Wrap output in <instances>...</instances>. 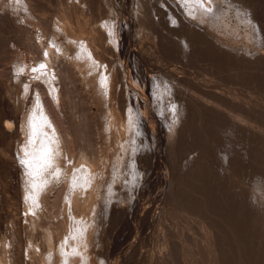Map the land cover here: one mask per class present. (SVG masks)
<instances>
[{
    "label": "rangeland",
    "instance_id": "1",
    "mask_svg": "<svg viewBox=\"0 0 264 264\" xmlns=\"http://www.w3.org/2000/svg\"><path fill=\"white\" fill-rule=\"evenodd\" d=\"M23 1L27 2L26 0H17V2L16 0H0V116L8 114L12 102H17V125L21 137V139L19 138V140H17L18 144L16 141L14 144H11L0 137V246H2L1 251L5 259L3 264H47L45 262L49 260L48 263H50L54 256L52 255L50 258L48 254L50 252H56V258L54 257L55 261L62 264L66 256V254L64 255V253L62 254V252H59V242L52 247L50 243L45 241L48 238V229L43 219L37 220V223L32 222L34 225L29 223V227H26V230L20 228L21 226L19 225L25 224L26 222V214L28 212L26 196L28 192L26 191L27 187H22V185L24 186L22 180L9 166V161L13 162L14 160V162H22V160H27V155L34 149V144L28 138V130L21 125L23 120H25L24 118H27L29 115L28 109L30 111L31 108L34 107L40 108L36 93L33 89H30L31 91L29 90V80L27 81V79L32 76L31 67L35 66L33 62H35V59L38 57L34 55L36 52L28 50V48H32V46L40 49L43 48L42 50L47 48L57 50L60 58L62 56L66 64L69 65V69H72L74 74L71 73L70 75V73L67 72L64 78H68H65V82H67L66 86L68 87L67 90L69 91L71 105L73 104L72 110L75 113L74 116L81 121L78 134L80 132L82 133L80 137H84L82 140L84 144L87 145L86 149L88 150L94 147V139H98L100 150L104 153L100 152V154H103L101 157L102 160L100 161L101 166L96 165L95 162L90 164V166L95 169L96 179L102 184L100 188V196L102 199H99V205H101V208H99L101 228L97 237H99V242L103 246L101 245V247H99L98 244L90 247L91 253L86 256L87 260L90 257L89 264H99L97 261L98 256L94 253L99 250L100 252L101 250L103 251L101 257H104V264H264V212L259 209L260 201L261 203L264 202V200L262 201V199H264V0H219V3H217L218 0H216L215 7L208 13L198 11L195 7L192 8L194 0H185V4H182L180 0H177L178 2L176 0H170L172 3H170L171 8H169L170 11L172 10L171 13L174 14V16L170 14L172 17H170V19L172 20H169L167 23L166 32L164 31L165 35H162L161 31L155 28L156 26L152 23L153 17L150 11L137 14V0H117V3L116 0H114V2L113 0H108V2H106L107 0H102L104 3L101 2V0H86L84 2L83 0H30L33 5H31V10H28V12L24 5L27 3ZM195 1L197 2L199 0ZM207 1L210 3L215 2V0ZM112 3L117 4L116 7L118 8H115V10L118 12V19H116V16L111 12L112 9H114ZM122 3L124 5H122ZM11 5H15V7ZM100 5L102 7H99ZM103 6H106V9L108 7V9L106 10ZM14 12H19L18 14L16 13L18 18L16 14H13ZM60 12H64L63 14L67 17L69 16L76 31L79 30L81 26L89 30L91 35L95 37L96 45L98 47L101 46L100 48L102 50L104 48L106 50L111 49L110 54L113 55L109 54L110 58L116 57L114 55L112 43L107 40L108 37L112 35L113 26L129 25L132 35L135 37L134 40H136L134 43L136 47L139 46L141 48L142 57L145 59L142 66H139L140 71L143 73L144 77L145 75L152 74L158 79L162 78V82L159 79V85L160 83L161 85L160 87L158 85V91L161 89L159 92L164 94H160L159 99L161 97L163 99L165 98L166 107L165 112L162 114L164 116L161 115L159 117L157 115L159 118L156 117L153 121L154 123H152L156 124L154 125L156 128L150 127L149 125L145 128V131L149 130L145 132V135L147 137L149 136V138L152 136L151 138L157 141L158 145L160 144L158 150L159 152L161 151L162 162L165 161L161 171L151 163L153 162L151 159H156L155 156H157V153H154V151L152 155L153 158H146L145 155L147 154L145 153L147 151L140 150L138 145L136 147L138 150L136 149L135 151L137 155L135 156V154H133L132 156L134 157L126 158L122 170L115 172L116 174L114 173V169L112 168L116 166L115 160H117L116 157L119 156L117 154L121 152V156L122 151L113 141L117 135L116 128L120 118L127 109L121 107L122 89L118 95V98H120V108L112 114L109 104L112 103V101L116 102L114 97L117 96L113 92L108 95V93L95 82L96 76L93 73L96 69L95 63L90 64L84 60V58L80 57L79 53V55H77L73 47H68L70 44L69 41L68 43L67 41L64 43L66 34L61 28L63 24L61 23L62 16ZM20 13L23 15L25 13L23 18L27 20L26 25L24 21L21 20L20 17H22V14L19 15ZM139 15L141 16L139 17ZM115 22L118 23L116 24ZM143 23H146V26L143 25ZM117 30L119 31L118 27L116 33ZM86 36L87 33L77 39L79 41L76 40L77 44H81V40L83 39L87 40L89 36ZM165 36H167L168 39V47L162 49L160 46H162L161 43L164 40L163 38H166ZM154 37L157 38V40H154ZM47 41L50 42L48 43ZM155 41H158V44ZM152 47H154V49ZM58 48L60 49L58 50ZM127 48L122 47L121 44L118 47L119 52H124ZM159 48L160 50H158ZM69 49L71 51H69ZM70 52L72 54H70ZM165 52L167 54H165ZM24 61H26L27 65ZM15 65H17V67ZM28 65L31 67L27 68ZM71 66L73 68H71ZM26 68L30 70L28 71ZM18 77L21 78H19L20 81ZM46 83V86H48L50 81ZM194 83H196V85H194ZM163 84L166 86L164 87ZM24 85H27V90L29 91H24ZM48 87V90L45 91V93H48L46 96L53 100V102H56L52 83H50ZM80 87L84 90H81ZM120 88H122V86H120ZM167 90L170 91L168 92ZM187 90L189 92H187ZM195 93H198L197 95L199 96L196 97L197 95H193ZM87 94L89 96H87ZM208 95L213 97L212 99H214L215 102L216 100L220 102H217L219 103L218 109H221V112L223 109L222 114L224 116V112H226V116L227 114L229 116L230 113L236 112L238 115L232 113L231 117L230 114L232 119L235 117L234 115L240 117V115L244 113L241 116L244 117L246 115L244 119H247L248 122H243L241 124L245 123L244 125L247 128H252L253 130H251V132L237 131L227 126L223 120L219 121V119L215 120L220 122V124L218 122L214 123L215 120L213 121V118L208 117V114L205 113L208 118L206 119V116L202 114L199 109L194 107L193 101L195 100L194 98H198L197 100H199L200 97L203 98L204 96L208 99H206L207 101L212 100ZM216 97L218 99L220 97V99L218 100ZM170 98L171 100H169ZM25 100H27L26 103ZM91 100L93 102H91ZM200 100L202 101L201 98ZM200 100L198 102H201ZM203 100L206 102L204 98ZM29 101L30 103H28ZM161 101L162 100L159 102ZM221 101L225 103L228 101L229 103L223 104ZM184 103L188 106L182 105ZM190 104H193V106ZM133 105L135 104L133 103ZM86 106L87 108H85ZM181 106L183 108H181ZM155 107L158 108L157 105ZM88 108H92L93 112ZM104 109L105 111H103ZM228 109L230 111L229 113ZM6 110L8 112H6ZM154 111H157V109H154ZM186 111L189 112L186 113ZM194 111L195 113L198 112V114L196 113L198 116L194 114ZM179 112L181 114H179ZM190 113H193V115H190ZM139 115L142 116L141 114ZM189 116L191 118H189ZM165 117H170V120H167ZM186 118H189L190 125ZM252 118H254L253 121ZM233 120L237 122L238 118H233ZM251 121L253 123H251ZM143 122L145 123V120ZM237 123H239V121ZM186 126H189L188 129ZM182 128H185L184 133H182ZM170 129L172 131H170ZM179 131L180 133H178ZM174 133L176 134L174 135ZM145 135L141 137L144 138L140 141V143L142 142L140 144L141 146L144 144ZM164 136L169 139L164 138ZM165 140H167L166 143ZM172 140L175 141V146H172ZM159 141L161 142L159 143ZM166 144L169 146H166ZM11 146L12 148H10ZM102 147H106L105 152ZM10 153H15L17 155L13 156L14 159L8 158ZM197 154L199 156H195V158H197L196 161H198L200 165H198L199 168L194 171L190 166L195 159L194 155ZM203 154L204 156H202ZM71 156H69L71 159L67 157L70 161L65 158L60 159V165L65 168L66 164L67 167L73 165L76 169L77 167L82 168L83 165L79 163V161H77L78 163L75 161V158L77 160L79 159V152H75ZM112 162H114L113 165ZM116 169L117 167L115 170ZM113 176L117 178H112ZM134 177L136 178L135 180H137L135 183ZM125 180L126 182L124 183ZM137 182L140 183L138 184ZM134 184H136L135 187L133 186ZM125 186L126 189H124ZM127 187H133L135 195H128L129 189ZM141 187L142 190L144 189L143 191ZM165 187H167V189ZM102 188L104 191L101 192ZM144 192H147V195ZM78 195L79 194L76 196L74 195L75 197H72V201L73 198L74 200L77 199ZM149 195H152L151 198H153V200H151ZM188 195L192 196L190 198L192 199L195 209L191 208L189 210L188 204L190 202H188ZM64 196V193L61 194L58 203L60 205L58 206L56 214H52L49 206H43L42 211L45 216H49L50 219L55 220L54 222L56 223L61 219L67 220L68 226H72L71 228L69 227L70 230H73L70 231L71 235L79 225L78 223L80 220L83 221L81 215L82 206L73 201L74 203L72 202L73 204L71 208H69L71 204L64 200ZM144 196L145 199L143 198ZM79 197L82 198V196ZM103 197L105 199H103ZM112 197L113 199L118 198L119 200L115 203ZM191 199H189V201H191ZM145 203H147V205H145ZM103 204H107L106 207L103 206ZM120 204L121 206H119ZM114 205L119 208L120 211H127L128 213L121 212L120 215L123 214V216L118 217L120 219L111 217L108 220L106 219L108 216V211H106V209L109 210V208ZM136 205L137 207H142L137 208ZM59 208L60 210L62 209L64 213L59 211ZM192 211L194 213H192ZM104 213H106L105 216H103ZM125 213L128 217L124 215ZM124 216L129 221L122 220ZM197 219H199V221ZM85 220L89 222L88 217H85ZM102 221H104L103 224L105 223L103 227ZM73 226L75 229H73ZM60 228L63 230L62 238H64V227L61 226ZM21 231L24 232L21 233ZM192 234L199 236V240L195 243L191 242ZM70 238L68 237L67 241L70 239L68 241L70 245H75L73 235H71ZM190 242L191 246L189 245ZM20 246H22L23 249L20 248ZM51 248H53V250ZM68 250H70V248ZM70 251L67 253L69 254L68 259L70 260V264H85L82 261L81 254H73L72 250ZM44 252L46 254H44ZM14 253L15 255H13ZM46 256H48L47 260L45 258ZM18 259L22 260L18 261ZM86 259H84V261H87Z\"/></svg>",
    "mask_w": 264,
    "mask_h": 264
},
{
    "label": "bare ground",
    "instance_id": "2",
    "mask_svg": "<svg viewBox=\"0 0 264 264\" xmlns=\"http://www.w3.org/2000/svg\"><path fill=\"white\" fill-rule=\"evenodd\" d=\"M7 1V0H5ZM22 1V0H21ZM27 2H24V3H27V4H24L25 7L27 8V12L28 10H31V5L32 2L30 0H26ZM86 1V0H83V2ZM110 1V0H109ZM112 1V0H111ZM174 1V0H172ZM177 1V0H176ZM182 2V4L184 3L185 4V0H180ZM188 1V0H186ZM192 1V0H191ZM227 1V0H226ZM225 1V2H226ZM17 2V0H16ZM20 2V1H19ZM18 2V3H19ZM101 2H103L101 0ZM100 2V3H101ZM108 2V0L106 1ZM105 2V3H106ZM114 2V0H113ZM129 2V1H127ZM138 2V12L137 14H140L141 12L145 13V12H149L150 11V14L152 15L153 17V21L152 23L156 26L155 28L156 29H159L162 33V35H165L164 34V31L166 32V29H167V23L169 20H172L170 19L171 15L174 16V14L171 13L170 11V0H137ZM136 2V3H137ZM178 2V1H177ZM190 2V1H189ZM196 1L194 0V4H192V8L195 7L196 10L198 9V11H202V12H205V13H208V12H211V10L215 7L216 5V0L215 2H208L207 0H199L195 3ZM224 2V3H225ZM22 3V2H21ZM99 3V2H98ZM104 3V2H103ZM102 3V4H103ZM116 3H117V0H116ZM116 3H112L114 6V9H112V13L114 14V16H116V19H118V12L117 10H115V8H118L116 7L117 4ZM130 3V2H129ZM217 3H219V0L217 1ZM234 3V2H233ZM12 4V3H11ZM23 4V3H22ZM226 4V3H225ZM20 5V3H19ZM18 5V7H19ZM105 5H108V4H105ZM122 5H124L122 3ZM131 5H132V2H131ZM5 6V5H4ZM12 7L15 5H11ZM17 6V5H16ZM22 6V5H21ZM88 6V5H87ZM130 6V4H129ZM128 6V7H129ZM175 6H176V3H175ZM178 6V5H177ZM72 7V6H71ZM99 7H102L101 5ZM105 9H106V6H103ZM127 7V8H128ZM132 7V6H131ZM170 7V8H169ZM173 7V6H172ZM184 7V6H183ZM3 8V7H2ZM9 8V7H8ZM17 8V7H16ZM15 8V10H16ZM62 8V7H61ZM181 8V7H180ZM4 9V8H3ZM12 9V8H11ZM71 9V8H70ZM108 9V7H107ZM106 9V10H107ZM183 9V8H182ZM7 10V9H6ZM24 10V9H23ZM125 10V9H124ZM36 11V10H34ZM110 11V9H109ZM135 11V10H134ZM181 11V10H179ZM183 11V10H182ZM13 12V11H12ZM24 12V11H23ZM65 12V11H64ZM63 12V13H64ZM78 12V11H77ZM173 12L175 13V11L173 10ZM187 12V11H186ZM189 12V11H188ZM6 13V12H5ZM18 14L19 12H14L13 14ZM61 13V12H60ZM61 13V16H62V19H61V23L63 24V26L61 27L62 28V31L64 30L66 36L64 39V43H68V41L70 42V44L68 45L73 47L74 48V51H76L75 53H77V55L80 54V57L84 58V60H86L88 63H95L94 65H96V69L95 71H93V73L95 74L96 78H95V82L98 83V86L103 88L109 95V93H114L117 97H114L116 102H113L109 104V107H110V110L112 112V114H114V112L120 108V98H118V95L120 94L121 92V89H122V101H121V107L123 108H127L125 110V113L124 115L120 118V121L117 125V128H116V131H117V135L116 137L114 138V143H116L121 151H122V155L120 156V154H117L119 156H117V160L116 161V166L115 168L117 167V169L115 170V168L113 167L112 169H114V173L115 172H119V170L121 171L122 168H123V164L125 163V159L128 158V157H134L132 156L133 154H135V156L137 155L135 153L136 151V147L139 145V148L140 150H144V151H147L145 154L146 158H153V152L154 153H157V156H155V160L151 159L153 162V166L154 167H157L160 169H162V166H163V163L165 162H162V158H161V154L159 152V145H158V142L155 141L153 138H149V136L147 137L145 134V128L147 125H149L150 127H153V128H156V124H152L154 123L153 121L156 119L157 115L160 117L164 112H165V107H166V103L164 101V99L161 97L159 99V95L161 94L159 91L161 89H159L158 91V85H159V82L161 81L162 82V78H157L155 77L154 75H143V73L140 71L139 69V66L144 63L145 59L142 57V53H141V48L138 46L136 47L135 45V41L132 35V32H131V29L129 27V25H125V26H120V25H116L113 26V32H112V35L110 37H108L107 40H109L112 45H113V50H114V55L116 56L115 58L114 57H111L109 56V54L111 53L110 50H106L105 48L102 50L100 47H98L95 43V37L91 35V32L89 30H87L86 28L84 27H79V30H75L74 27H73V24L71 22V19L69 18V16L67 17L65 14ZM130 13V11H129ZM179 13V12H178ZM184 13V12H183ZM10 14V13H9ZM12 14V15H13ZM17 14H16V17H17ZM22 13H20L19 15H21ZM120 14V13H119ZM132 14H133V10H132ZM171 14V15H170ZM200 14V13H199ZM11 15V16H12ZM18 15V16H19ZM39 15V14H38ZM80 15V14H79ZM131 15V14H130ZM129 15V16H130ZM192 15V14H191ZM22 17L21 20L24 21L25 25L27 23V20H25V18H23V16H25V13L24 15L22 14L21 15ZM141 15H139L140 17ZM182 16V15H181ZM1 17V15H0ZM15 17V18H16ZM204 17V16H203ZM18 18V17H17ZM79 18V17H78ZM98 18V17H97ZM114 18V17H113ZM131 18V17H130ZM129 18V19H130ZM172 18V17H171ZM112 19V18H111ZM177 19V18H176ZM182 19V18H181ZM13 20V19H12ZM33 20V19H32ZM149 20V19H148ZM249 20V19H248ZM56 21V20H55ZM116 21V20H115ZM118 21V20H117ZM137 21V20H136ZM21 22V21H20ZM38 22V21H37ZM249 22V21H248ZM15 23V22H14ZM116 23V22H115ZM118 23V22H117ZM116 23V24H117ZM142 23V22H141ZM32 24V23H31ZM30 24V25H31ZM138 24V23H137ZM18 25V24H17ZM24 25V26H25ZM38 25V24H37ZM131 25V24H130ZM143 25L146 26V23H143ZM8 26V25H7ZM53 26V25H52ZM137 26V25H136ZM135 26V27H136ZM16 27V26H15ZM27 27V26H25ZM117 27L119 28V31L117 30V33H116V29ZM88 28V27H87ZM151 28V27H150ZM3 29V28H2ZM28 29V28H27ZM46 30V29H45ZM197 30V29H196ZM32 31V30H31ZM60 31V30H59ZM58 31V32H59ZM61 31V32H62ZM57 32V31H56ZM55 32V33H56ZM32 33V32H31ZM30 33V34H31ZM87 33V36H89L87 38V40H81V44L76 42L77 39H79L80 37H82L84 34ZM135 33V31H134ZM197 33V32H196ZM12 34V33H11ZM47 34V33H46ZM29 36V35H28ZM33 36V35H32ZM45 36V35H43ZM64 36V35H63ZM86 36V37H87ZM135 36V34H134ZM154 36V35H153ZM199 36V35H198ZM13 37V36H12ZM22 37V36H21ZM31 37V36H30ZM34 37V36H33ZM32 37V39H33ZM85 37V39H86ZM104 37V36H103ZM166 38H163V42L161 43L162 46V49H166L168 47V39H167V36H165ZM195 37V36H194ZM15 38V37H14ZM63 38V37H62ZM106 38V37H105ZM160 38V36H159ZM158 38V39H159ZM162 38V37H161ZM251 38V37H250ZM35 39V38H34ZM48 39V38H47ZM157 40V38L154 37V40ZM196 39V38H195ZM3 40V39H2ZM10 40V39H9ZM45 40V39H44ZM50 40V39H49ZM24 41V40H23ZM78 41V40H77ZM103 41V39H102ZM170 41V40H169ZM255 41V40H254ZM48 42V41H47ZM50 42V41H49ZM48 42V43H49ZM79 42V41H78ZM152 42V41H151ZM156 42V41H155ZM158 42V41H157ZM156 42V43H157ZM160 42V40H159ZM173 42V41H172ZM256 42V41H255ZM42 43V42H41ZM63 43V44H64ZM156 43H155V46H156ZM5 44V43H4ZM54 44V43H53ZM52 44V45H53ZM102 44V43H101ZM106 44V43H105ZM122 47H125L128 48L126 50H124V52H119V49L118 47L120 46ZM123 44V45H122ZM158 44V43H157ZM31 45V44H29ZM33 45V43H32ZM67 45V44H66ZM110 45V44H109ZM57 46V45H56ZM64 46V45H62ZM42 47V46H41ZM49 47V46H48ZM61 47V46H60ZM67 47V48H68ZM70 47V48H71ZM18 48V47H17ZM47 48V47H46ZM64 48V47H63ZM72 48V49H73ZM154 49V47H152ZM43 49V48H42ZM40 48H35V46L32 48L29 47L28 50L31 51V52H36V55L34 53L35 56H38L36 59H35V62L34 63V67H31L28 65L25 66L27 68L31 67L32 69V76L31 78L27 79V81L29 80V84H28V88L29 90L33 89V91H35L36 93V96H37V100L40 104V108H31V110L29 111L28 109V116L27 118H24L25 120H23L22 122V126L23 128L27 129L28 130V138L30 139V141H32V143L34 144L33 145V150L31 151V153H29L27 155L28 159L27 160H22V162H17L13 160V162L9 161V166L14 170V172L16 173V175H18V177L22 180V183L24 184V186L22 185V187H27V203H28V208H27V214H26V222L25 224H20L19 226H21L20 228L22 230H26L27 228L26 227H29V223H32V222H36L37 220H40V219H43L44 222H45V225H46V229L48 231V238L47 240V243H50V245H52V247L57 243L59 242V252L62 254L64 253V255L66 254L65 256V259L63 261L62 264H70V260L68 259V255L67 253H69L70 250H72V253H78V255L81 254L82 256V261L86 264V263H90L89 262V258L88 260L86 259V256H88L89 253H91L90 251V247L92 246H96L99 244V247H101V243L99 242V237L98 236V232L101 228L100 226V216H99V208H101L99 205V199L102 197L100 196V188H101V185L100 182L96 179L95 177V169H93V167L90 166V164H92L93 162L96 163V165H99L101 166L100 164V161L102 160L101 157L102 155L104 154L102 152V150H100V146L98 145L99 143V140L98 139H94L95 141H93V148L91 150H88L86 149V146L82 140V138L84 137H80V134L82 135V133L80 132L78 134V128L81 126V121L78 120V118H75L74 116V111L72 110V105H71V100H70V95H69V91L67 90V86H66V79L68 78H64V75L65 73L69 72L70 75L71 73L74 74V72L72 71V69L70 70L69 69V65L66 64V62L63 60L62 56L60 58L57 50H54V49H44L42 50ZM56 49V47H55ZM60 48H58L59 50ZM157 49V47H156ZM62 50V49H61ZM160 50V48L158 49ZM169 50V49H168ZM224 50V49H223ZM69 51H71L69 49ZM166 51V50H165ZM63 52V51H62ZM61 52V54H62ZM151 52V51H150ZM153 52V51H152ZM151 52V53H152ZM167 52V51H166ZM165 52V54H167ZM171 52V51H169ZM173 52V51H172ZM12 53V52H11ZM68 53V52H67ZM79 53V54H78ZM113 53V52H112ZM154 53V52H153ZM162 53V51H161ZM60 54V55H61ZM70 54H72L70 52ZM170 54V53H169ZM11 55V54H10ZM75 55V54H74ZM110 55H113V54H110ZM161 55V54H160ZM164 55V54H162ZM14 56V55H13ZM21 56V55H20ZM158 56V55H157ZM169 56V55H168ZM78 57V56H77ZM121 57V59H120ZM65 58V57H64ZM67 58V57H66ZM79 58V57H78ZM15 60V59H14ZM70 60V58H69ZM83 60V59H82ZM149 60V59H148ZM72 61V60H71ZM78 61V60H77ZM185 61V60H184ZM26 63V61H24ZM23 62V63H24ZM31 62V63H32ZM79 62V61H78ZM32 63V64H33ZM69 63V62H68ZM98 63V64H97ZM167 63V62H166ZM70 64V63H69ZM82 64V63H81ZM27 65V63H26ZM31 65V64H30ZM71 65V64H70ZM85 65V64H84ZM93 65V66H94ZM17 67V65H15ZM77 66V65H76ZM87 66V65H85ZM92 66V65H91ZM144 66V65H143ZM89 67V66H88ZM26 68V69H27ZM71 68H73L71 66ZM95 68V66H94ZM25 69V70H26ZM84 69V68H83ZM28 70V69H27ZM30 70V69H29ZM28 70V71H29ZM86 70V69H85ZM91 70V69H90ZM3 71V70H2ZM24 71V69H23ZM72 71V72H71ZM89 72V71H88ZM91 72V71H90ZM145 72V71H144ZM14 73V72H13ZM29 73V74H30ZM77 73V72H76ZM79 73V72H78ZM152 73V72H151ZM93 74V75H94ZM155 74V73H153ZM168 74V73H167ZM194 74V73H193ZM3 75V74H2ZM22 75V74H21ZM77 75V74H76ZM89 75V74H88ZM197 75V74H196ZM66 76V75H65ZM86 76V75H85ZM94 76V77H95ZM159 76V75H158ZM16 77V76H15ZM21 77V76H20ZM18 77V80L19 78ZM78 77V76H77ZM88 77V76H87ZM91 77V76H90ZM160 77H161V74H160ZM171 77V76H170ZM17 78V77H16ZM28 78V77H27ZM117 78H118V82H117ZM199 78V76H198ZM11 79V78H10ZM14 79V77H13ZM21 79V78H20ZM23 79V78H22ZM80 79V78H79ZM78 79V80H79ZM88 79V78H87ZM203 79V78H201ZM26 80V79H25ZM50 83H52V87L54 88V94H55V99H56V102L53 100H51L50 98H48L46 96V94L48 93H45L47 89V87L50 85ZM13 81V80H12ZM17 81V79H16ZM14 81V82H16ZM20 81V80H19ZM22 81V80H21ZM24 81V79H23ZM25 81V82H27ZM213 81V80H212ZM49 83L48 86L47 83ZM165 82V81H164ZM208 82V81H207ZM20 83V82H18ZM80 83V82H79ZM167 83V82H166ZM165 83V84H166ZM197 83V82H196ZM196 83H194V85H196ZM212 83V82H211ZM27 84V83H26ZM77 84V83H76ZM168 84V83H167ZM171 84V83H170ZM81 85V84H80ZM161 85V83H160ZM159 85V87H160ZM169 85V84H168ZM201 85V84H200ZM25 86V85H24ZM82 86V85H81ZM120 86H122V88H120ZM164 86V84H163ZM162 86V87H163ZM166 86V85H165ZM164 86V87H165ZM171 86V85H170ZM202 86V85H201ZM83 87V86H82ZM82 87L81 90L83 89ZM91 87V86H90ZM196 87V86H195ZM25 88V92L29 91L27 90V85L24 87ZM49 88V87H48ZM169 88V87H168ZM200 88V87H199ZM50 90H52L51 88H49ZM79 89V87H78ZM120 89V91H119ZM166 89V88H165ZM197 89V88H196ZM205 89V88H204ZM30 90V91H31ZM84 90V89H83ZM97 90V89H96ZM219 90V89H218ZM119 91V92H118ZM168 92L170 90H167ZM216 91V90H215ZM17 92V91H15ZM14 92V93H15ZM83 92V91H81ZM93 92V91H92ZM98 92V91H97ZM172 92V91H171ZM187 92H189L187 90ZM208 92V91H207ZM220 92V90H219ZM230 92V91H229ZM88 93V92H86ZM95 93V92H94ZM165 93V92H164ZM167 93V92H166ZM192 93V92H191ZM212 93V92H211ZM218 93V92H217ZM228 93V92H227ZM17 94V93H16ZM80 94V93H79ZM84 94V93H83ZM90 94V93H89ZM93 94V93H92ZM103 94V93H102ZM163 94V93H162ZM161 94V95H162ZM190 94V93H189ZM198 93H195L193 95H197ZM201 94V92H200ZM216 94V93H215ZM221 94V93H220ZM28 95V94H27ZM85 95V94H84ZM99 95V94H98ZM164 95V94H163ZM205 95V94H203ZM218 95V94H217ZM227 95V94H226ZM230 95V94H229ZM18 96V95H17ZM23 96V95H22ZM80 96V95H79ZM87 96H89L87 94ZM91 96V94H90ZM190 96V95H189ZM199 95H197L196 97H198ZM201 96V95H200ZM209 96V95H208ZM206 96V97H208ZM212 96V95H211ZM219 96V95H218ZM225 96V95H224ZM83 97V96H82ZM95 97V96H94ZM120 97V96H119ZM194 97V96H193ZM192 97V98H193ZM26 98V97H25ZM31 98V97H30ZM86 98V97H85ZM84 98V99H85ZM92 98V97H91ZM182 98H185V97H182ZM200 98L202 99V101L200 100ZM199 100L201 102H198L199 100H197L196 98H194L195 100L197 101H193L194 103V107L199 109L201 111L202 114H204L206 116V114H208V117H211L213 118V121L215 119H219V121L223 120L225 122V124L229 127H232L233 129L237 130V131H242V132H251V130H253L252 128L249 129L247 128L244 124H241L243 122H248L247 119H244V117L246 118V115L244 117H242L241 115L244 114L242 113L239 116H236L234 115L235 117L233 118H238V121L239 123L236 122V120L234 121L233 118L231 119L232 117V113L231 114V117H230V114L228 116H226V112L225 113V116L222 114L223 112V109H222V112L220 111L221 109H218L219 108V101L216 100V102L214 101V99H212L213 97H210L212 100L210 101H207L208 99L205 98V96L203 97L206 102L203 100L202 97H200ZM217 98V97H216ZM222 98V97H221ZM33 99V98H32ZM83 99V100H84ZM88 99V98H87ZM86 99V100H87ZM94 99V98H93ZM187 99V98H186ZM191 99V98H190ZM218 99V98H217ZM220 99V97H219ZM218 99V100H219ZM31 100V99H30ZM160 100H162L161 102H159ZM171 100V98L169 99ZM20 101V100H19ZM27 100H25V103H26ZM52 101V102H51ZM109 101V100H108ZM226 101V100H225ZM230 101V100H229ZM91 102H93L91 100ZM90 102V103H91ZM106 102V101H105ZM188 102V101H186ZM219 102V103H217ZM223 102V104L225 103L224 101H221V103ZM228 102V101H227ZM227 102L225 104H227ZM30 103V101L28 102ZM133 103L135 105H133ZM229 103V102H228ZM238 103V102H237ZM8 104V102H7ZM37 104V103H36ZM82 104V103H81ZM85 104V103H84ZM83 104V105H84ZM193 104H190L193 106ZM38 105V104H37ZM91 105V104H89ZM157 105L158 108H156L155 106ZM169 105V104H168ZM184 106H186L187 104L184 103L182 104ZM221 105V104H220ZM239 105V104H238ZM237 105V106H238ZM8 106V105H7ZM11 106V109L10 111L8 112L6 110V112H8V114H4V115H1L0 116V137L3 139V140H7L9 143H13L17 140H19V138L21 139L20 137V132H19V127H18V121H17V114H18V106H17V102H12V104L10 105ZM33 106V105H32ZM31 106V107H32ZM85 106V105H84ZM88 106V105H87ZM87 106L85 108H87ZM173 106V105H172ZM188 106V105H187ZM190 106V107H192ZM230 106V105H229ZM235 106V105H234ZM91 107V106H90ZM93 107V106H92ZM155 107V108H154ZM193 107V109H194ZM227 107V106H226ZM233 107V106H231ZM231 107H230V110H231ZM253 107V106H252ZM181 108H183L181 106ZM224 108V107H223ZM9 109V108H7ZM89 109V108H88ZM154 109L157 111H154ZM185 109V107H184ZM227 109V108H226ZM90 111H92L93 109L90 108L89 109ZM101 110V109H100ZM235 110V109H234ZM251 110V108H250ZM77 111V110H76ZM105 111V109L103 110ZM118 111V110H117ZM189 111H190V108H189ZM189 111H186L189 112ZM233 111V110H232ZM24 112V111H23ZM93 112V111H92ZM182 112V111H180ZM179 112V114H181ZM229 109H228V113H229ZM245 112V111H244ZM249 112V111H248ZM253 112V111H252ZM119 113V112H118ZM117 113V114H118ZM135 113V114H134ZM198 114V112H196ZM195 111H194V114L196 115ZM206 113V114H205ZM236 113V112H235ZM234 113V114H235ZM239 113V112H238ZM241 113V112H240ZM251 113V112H250ZM80 114V113H79ZM78 114V115H79ZM100 114V113H99ZM115 114V115H117ZM139 114H141L142 116H140ZM166 114V113H165ZM171 114V113H169ZM176 114V113H175ZM174 114V115H175ZM193 115V113H190V115ZM237 114V113H236ZM258 114V113H257ZM263 114V113H262ZM83 115V113H82ZM81 115V116H82ZM89 115V113H88ZM94 115V114H92ZM91 115V117H92ZM122 115V114H120ZM139 115V116H137ZM177 115V114H176ZM175 115V116H176ZM187 115V114H186ZM194 115V116H195ZM238 115V114H237ZM259 115V114H258ZM80 116V115H79ZM164 116V115H162ZM171 116V115H169ZM179 116V115H178ZM185 116V115H184ZM188 116V115H187ZM198 116V115H196ZM23 117V116H22ZM77 117V116H76ZM157 117V118H159ZM168 117V115H167ZM183 117V116H182ZM181 117V118H182ZM186 117V116H185ZM183 117V118H185ZM200 117V115H199ZM202 117V116H201ZM249 117V116H248ZM86 118V117H85ZM95 118V117H94ZM166 118V117H165ZM170 118V117H169ZM169 118H166L167 120ZM173 118V116H172ZM178 118V117H177ZM189 118H191L189 116ZM189 118L187 119L189 121ZM206 119L207 116L205 117ZM205 118L203 117V119L205 120ZM88 119V118H87ZM86 119V120H87ZM163 119V118H162ZM250 119V118H249ZM254 118H252V121H253ZM145 120V123L143 122ZM170 120V119H169ZM176 120V119H175ZM200 120V119H199ZM157 121V120H156ZM181 121V120H180ZM184 121V120H183ZM222 121V122H223ZM250 121V120H249ZM251 121V123H253ZM256 121V120H255ZM96 122V121H95ZM165 122V121H164ZM167 122V121H166ZM176 122V121H175ZM185 122V121H184ZM187 122V121H186ZM215 122H218V121H214ZM223 122V123H224ZM97 123V122H96ZM171 123V122H170ZM178 123V121H177ZM175 123V124H177ZM189 125H190V121L188 122ZM206 123V122H205ZM220 124V122H218ZM166 124V123H165ZM172 124V123H171ZM180 124V123H179ZM185 124V123H184ZM222 124V123H221ZM224 124V125H225ZM167 125V124H166ZM182 125V124H181ZM187 125V124H185ZM184 125V126H185ZM244 125V126H243ZM250 125V124H248ZM169 126V124H168ZM171 126V125H170ZM173 126V124H172ZM177 126V125H176ZM179 126V125H178ZM226 126V127H227ZM251 126V125H250ZM91 127V126H90ZM102 127V126H101ZM187 127V126H186ZM189 127V126H188ZM187 127V129H188ZM161 128V127H160ZM174 128V127H173ZM231 128V129H232ZM21 129V128H20ZM81 129V128H80ZM79 129V130H80ZM162 129V128H161ZM172 129V128H171ZM170 129V131H172ZM183 129V128H182ZM175 130V129H174ZM180 130V129H178ZM184 130L185 128L182 130V133H184ZM227 130V129H226ZM149 131V130H148ZM147 131V132H148ZM153 131V129H152ZM161 131V130H160ZM166 131V130H164ZM189 132V131H188ZM25 133V132H24ZM153 133V132H151ZM155 133V132H154ZM170 133V132H168ZM166 133V134H168ZM180 133V131L178 132ZM97 134V133H96ZM149 134V133H147ZM160 134V133H159ZM164 134V133H163ZM176 133H174L175 135ZM250 134V133H249ZM85 135V134H84ZM83 135V136H84ZM145 135V141L144 144L141 146L140 144V141H142L144 138H141L142 136ZM170 135V134H169ZM88 136V135H87ZM156 136V135H154ZM162 136V135H161ZM166 136V135H165ZM164 136V138H166ZM177 137V135H176ZM85 138L87 139V137L85 136ZM156 138V137H155ZM1 139V140H2ZM85 139V140H86ZM142 139V140H141ZM166 139H169V138H166ZM84 140V141H85ZM174 140V139H173ZM172 140V141H173ZM176 140V139H175ZM178 140V139H177ZM162 141V140H161ZM159 141V143L161 142ZM167 140H165V143H166ZM4 142V141H3ZM163 142V141H162ZM202 142V141H201ZM85 143L87 144V142L85 141ZM224 143V142H223ZM18 144V142H17ZM168 144V143H167ZM166 146H169L167 145ZM16 145V144H15ZM90 145V143H89ZM107 145V144H106ZM163 145V144H162ZM175 146V141L172 142V146ZM164 146V145H163ZM177 146V145H176ZM107 148H109L108 146H106ZM106 147H102L103 148V151L105 152V149ZM161 147V146H160ZM178 147V146H177ZM194 147V146H193ZM12 148V146L10 147ZM167 148V147H166ZM165 148V149H166ZM204 148V147H203ZM162 149V148H161ZM164 149V148H163ZM193 149V148H192ZM99 150V151H98ZM138 150V149H137ZM139 150V151H140ZM206 151V150H205ZM11 152V150H10ZM75 152H79V159L77 160L75 157V161L76 163H78L77 161H79V163H81L83 165V167L81 168H78L77 169L71 165V166H68L67 167V164L65 165L66 168L64 166H61L60 163H59V160L60 159H67V157L71 156L72 154H74ZM103 153V154H100ZM119 152V150H118ZM221 152V151H220ZM165 153V152H164ZM202 153V152H200ZM2 154V153H1ZM5 154V153H4ZM8 154V153H7ZM14 155H17L15 153H10L8 155V158H13L14 159ZM76 155V154H75ZM74 155V156H75ZM166 155V154H164ZM141 156V154H140ZM174 156V155H173ZM176 156V155H175ZM198 157L199 155H194V158ZM204 156V154L202 155ZM26 157V158H27ZM72 157V156H71ZM77 157V155H76ZM165 157V156H164ZM70 158V157H69ZM71 159V158H70ZM94 159V161H93ZM142 159V158H141ZM149 159V160H150ZM68 160V159H67ZM104 160V159H103ZM150 160V161H151ZM197 158H195L193 161H192V165L190 166L191 169H194V171L196 169H198V165H200V163L198 164V161H196ZM199 160V159H198ZM70 161V160H68ZM74 161V159H73ZM114 161V162H115ZM174 161V160H173ZM176 161H177V157H176ZM201 161V160H199ZM7 162V161H6ZM61 162V160H60ZM66 162V161H65ZM112 162V165L113 163ZM72 163V162H71ZM133 163V162H132ZM177 163V162H176ZM232 163V162H231ZM62 164V163H61ZM69 164V163H68ZM140 164V163H138ZM167 164V163H165ZM78 165V164H77ZM152 165V164H151ZM178 165V164H177ZM203 165V164H201ZM95 166V165H94ZM166 167V166H165ZM176 167V166H175ZM202 167V166H201ZM208 167V166H207ZM209 168V167H208ZM152 169V168H151ZM158 169V170H159ZM167 169V168H166ZM118 170V171H117ZM213 171V170H212ZM113 173V172H112ZM121 173V172H120ZM168 173V171H167ZM173 173V172H172ZM175 173V172H174ZM192 173V172H191ZM116 174V173H115ZM213 174V173H212ZM114 175V174H113ZM138 175V173H137ZM161 175V174H160ZM166 175V174H165ZM112 176V175H111ZM116 176V175H114ZM112 177V178H117V177ZM118 176V175H117ZM63 177V179H62ZM174 177V176H173ZM167 178V177H166ZM165 178V179H166ZM195 178V177H194ZM136 178L134 177V180ZM159 179V178H158ZM175 179V178H174ZM212 179V178H211ZM20 180V182H21ZM127 180V179H126ZM126 180L124 181V183L126 182ZM133 180V179H131ZM172 180V179H171ZM110 181V180H109ZM117 181V180H116ZM130 181V180H129ZM137 180L134 181V183L136 182ZM160 182V181H158ZM171 182V181H169ZM21 183V184H22ZM128 183V182H127ZM138 183V182H137ZM136 183V184H137ZM140 183V182H139ZM138 183V184H139ZM112 184V183H111ZM134 184L133 186L135 187ZM137 184V185H138ZM161 184V183H160ZM167 184V183H166ZM159 185V183H158ZM128 186V185H127ZM140 186V185H139ZM146 186V185H145ZM160 186V185H159ZM172 186V184H171ZM175 186V185H174ZM199 186V185H198ZM138 187V186H137ZM144 187V186H142ZM142 187H141V190H142ZM128 188V187H127ZM151 188V187H149ZM167 189V187H165ZM169 188V187H168ZM177 188V187H176ZM126 189V186L125 188ZM128 192L130 196H133L135 195L134 193V189L133 187H129L128 188ZM136 189V188H135ZM138 189V188H137ZM160 189V188H159ZM174 189V188H173ZM202 189V187H201ZM204 189V188H203ZM115 190V189H114ZM140 190V189H139ZM140 190V191H141ZM144 190V189H143ZM142 190V191H143ZM170 190V189H168ZM172 190V189H171ZM218 190V189H217ZM104 191L103 188L101 190V192ZM137 191V190H136ZM178 191V190H177ZM175 191V192H177ZM202 192V191H201ZM23 193V191H22ZM65 194V196L63 197L64 200H66L69 204V208H71L72 204L74 203L73 201L76 202V204H80L82 206V210H81V215H82V220H80V222L78 223L79 225L77 226V228L75 229V227L73 226V229L74 230V233L71 234L73 235V238L75 239V245H70V243L68 242L71 238H70V230L69 227L71 228L72 226H68V221L67 220H59L56 222H54L55 220H51L50 217L48 216H45L44 212L42 211V208L43 206H49L51 208V212L52 214H56V212L58 211V206L60 204L59 203V200L61 198V194ZM108 193V192H106ZM110 193V192H109ZM143 193V192H142ZM145 193V192H144ZM147 193V192H146ZM145 193V194H146ZM162 193V192H161ZM164 193V192H163ZM168 193V192H167ZM192 193V192H190ZM79 194L77 197V199L74 200L73 198V201H72V197L75 195ZM113 194V193H112ZM166 194V192H165ZM193 194V193H192ZM23 195V194H22ZM109 195V194H108ZM144 195V194H143ZM142 195V196H143ZM147 195V194H146ZM168 195V194H167ZM166 195V196H167ZM203 195V194H202ZM74 196V197H75ZM79 196H82V198H80ZM100 196V197H99ZM111 196V195H110ZM110 196H107V197H110ZM124 196V195H122ZM152 195H149V197L151 198ZM165 196V197H166ZM169 196V195H168ZM189 198H188V202H190L188 204V208L189 210L191 208L195 209L194 208V204L192 202V199L190 197V195H188ZM117 197V196H116ZM135 197V196H134ZM147 197V196H146ZM163 197V196H162ZM145 199V196L143 197ZM26 199V198H25ZM103 199H105L103 197ZM122 199V198H121ZM135 199V198H134ZM148 199V198H147ZM189 199H191V201H189ZM111 200V199H109ZM112 200L115 201V203L119 200L118 198H114L112 197ZM111 200V201H112ZM143 200V199H142ZM149 200V199H148ZM147 200V201H148ZM151 200H153V198H151ZM264 199H262L263 201ZM150 201V200H149ZM148 201V202H149ZM73 202V203H72ZM147 202V203H148ZM209 202V201H208ZM207 202V203H208ZM101 203V202H100ZM143 203V202H142ZM147 203H145V205H147ZM26 204V203H25ZM83 204V205H82ZM144 204V203H143ZM259 204V203H258ZM264 202L261 203L260 201V204H259V209L262 210L264 212ZM107 204H103V206L106 207ZM142 205V204H141ZM164 205V204H163ZM193 205V206H192ZM121 206V204L119 205ZM118 206V207H119ZM107 207H110V206H107ZM137 207V205H136ZM135 207V208H136ZM138 207H142V206H138ZM137 207V208H138ZM144 207V206H143ZM147 207V206H146ZM105 209V208H104ZM103 209V210H104ZM132 209V208H131ZM143 209V208H142ZM136 210V209H135ZM258 210V209H257ZM18 211V210H17ZM46 211V210H45ZM59 211H62V209L60 210L59 208ZM106 211H108V216L106 219H110L111 217L113 218H118L120 216H123L120 215L122 211H120L119 208L112 206L109 208V210L106 209ZM195 211V210H194ZM73 212V211H72ZM103 212V211H102ZM101 212V213H102ZM123 212H127V211H123ZM122 212V213H123ZM145 212V211H144ZM6 213V212H5ZM61 213V212H60ZM62 213H64L62 211ZM128 213V212H127ZM192 213H194L192 211ZM106 213L101 214L103 216H105ZM13 215V214H12ZM61 215V214H59ZM70 215V214H69ZM126 216V213L124 214ZM14 216V215H13ZM16 216V215H15ZM58 216V215H57ZM56 216V217H57ZM77 216V215H76ZM124 216V218L122 220H128L126 219ZM60 217V216H59ZM85 217L87 218L88 217V221L89 222H86L85 220ZM128 217V216H126ZM54 218V217H53ZM62 218H63V214H62ZM103 218V217H102ZM120 219V218H118ZM196 219V218H194ZM20 220V219H18ZM57 220V219H56ZM77 220V219H76ZM102 220V219H101ZM104 220V218H103ZM121 220V221H122ZM199 221V219H197ZM23 221V220H22ZM78 221V220H77ZM129 221V220H128ZM127 221V222H128ZM192 221V220H191ZM13 222V221H12ZM38 222V221H37ZM36 222V223H37ZM76 222V221H75ZM104 221H102V224H103ZM106 222V221H105ZM126 222V221H125ZM194 222V221H192ZM213 222V221H212ZM107 223V222H106ZM122 223L124 224V222L122 221ZM18 224V223H17ZM34 225V223H32ZM191 224V223H190ZM36 225V224H35ZM72 225V223H71ZM38 226V225H36ZM35 226V227H36ZM64 227V231H65V237L66 239L62 238V233H63V230L62 228L60 227ZM105 226V223L102 225V227ZM34 228V227H33ZM191 229V228H190ZM213 229V228H212ZM38 230V229H37ZM17 231V230H16ZM19 231V230H18ZM36 231V230H35ZM67 231V232H66ZM73 231V230H72ZM212 231V230H211ZM210 231V232H211ZM24 232V231H21V233ZM209 232V233H210ZM213 232V231H212ZM13 233V232H12ZM129 233V231H128ZM28 234V233H27ZM205 234V233H204ZM22 235V234H21ZM20 235V236H21ZM29 235V234H28ZM43 235V234H42ZM213 235V234H212ZM19 236V237H20ZM31 236V235H29ZM32 237V236H31ZM39 237V236H38ZM70 238L68 239L67 241V238ZM195 237V238H194ZM199 236L198 235H195V234H192V240L191 242L195 243L198 239ZM21 239V238H20ZM42 239V237H41ZM64 239V240H63ZM196 239V240H195ZM23 240V239H22ZM63 240V241H62ZM209 240V239H208ZM19 241V240H18ZM21 241V240H20ZM31 241V240H30ZM29 241V242H30ZM191 242H190V246H191ZM1 243V242H0ZM44 243V242H43ZM22 244V243H21ZM1 245V244H0ZM16 245V244H15ZM103 246V245H102ZM51 247V246H50ZM213 247V245H212ZM1 248L2 246H0V264H3L4 263V258H3V255H2V251H1ZM9 248V247H8ZM20 248H22V246H20ZM56 248V247H55ZM70 248V250H68ZM211 248V247H210ZM23 249V248H22ZM50 249V248H49ZM53 250V248H51ZM97 249V248H96ZM102 249V248H101ZM212 249V248H211ZM27 250V249H26ZM191 250V249H190ZM50 251V250H49ZM68 251V252H67ZM215 251V250H214ZM48 252V251H47ZM71 252V251H70ZM71 253V255H72ZM97 256H98V263L99 264H104V257H101V255L103 254V251L100 250L99 251H95L94 252ZM108 253V252H107ZM207 253V251H206ZM19 254V253H18ZM41 254V253H40ZM44 254H46L44 252ZM49 254V257L54 255L51 259V262H49V260H47V257L46 256V260L48 262H45L47 264H60L58 263L57 261H55V255L57 254L56 252H50L48 253ZM15 255V253L13 254ZM22 255V254H21ZM20 255V256H21ZM90 255V254H89ZM16 257V256H15ZM55 257V258H54ZM51 258V257H50ZM49 258V259H50ZM103 258V259H101ZM15 259V258H13ZM17 259V258H16ZM31 259V258H30ZM84 259H86L87 261H84ZM22 259H18V261H20ZM45 260V259H44ZM24 261V260H23ZM22 261V262H23ZM6 262V261H5ZM12 262V261H11ZM82 262V263H83ZM106 262V261H105ZM110 264V263H109Z\"/></svg>",
    "mask_w": 264,
    "mask_h": 264
}]
</instances>
